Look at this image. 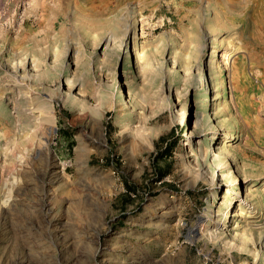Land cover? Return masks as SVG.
<instances>
[{"label":"rangeland","instance_id":"rangeland-1","mask_svg":"<svg viewBox=\"0 0 264 264\" xmlns=\"http://www.w3.org/2000/svg\"><path fill=\"white\" fill-rule=\"evenodd\" d=\"M0 264H264V0H0Z\"/></svg>","mask_w":264,"mask_h":264},{"label":"bare ground","instance_id":"bare-ground-1","mask_svg":"<svg viewBox=\"0 0 264 264\" xmlns=\"http://www.w3.org/2000/svg\"><path fill=\"white\" fill-rule=\"evenodd\" d=\"M47 8V7H46ZM60 10V9H59ZM55 11V10H54ZM61 11V10H60ZM43 12V11H42ZM59 12V11H58ZM64 12V11H63ZM55 15H56V13H55ZM60 17H63V14L62 13H58L57 14V16H56V18L58 19V18H60ZM53 25L55 26L56 25V20L53 22ZM137 45V44H136ZM136 45H135V47H136ZM139 49L138 48H136V53L138 54L139 53V51H138ZM208 91V90H207ZM211 100V97H210V94L209 93H205V95H204V100H203V103H205V106H204V110L206 109V107H207V105H208V102ZM217 130H219V126L216 124V126H215V129H214V131H217ZM235 137V133L233 132V131H229L227 134H226V138H225V140H224V143H228L229 141H231L232 140V138H234ZM229 153H230V151H228ZM229 160V159H228ZM231 162V161H230ZM229 161H228V163H230ZM235 181L237 182V176L235 177ZM240 208H242V207H240ZM248 216H251L250 214L248 215ZM224 224V226L223 227H228V224L227 223H223ZM194 232H197L198 231V228H195L194 230H193Z\"/></svg>","mask_w":264,"mask_h":264}]
</instances>
